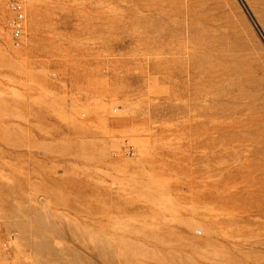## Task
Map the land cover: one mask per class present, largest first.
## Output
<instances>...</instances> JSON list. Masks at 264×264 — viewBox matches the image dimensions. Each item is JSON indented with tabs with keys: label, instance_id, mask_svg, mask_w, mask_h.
<instances>
[{
	"label": "rangeland",
	"instance_id": "1",
	"mask_svg": "<svg viewBox=\"0 0 264 264\" xmlns=\"http://www.w3.org/2000/svg\"><path fill=\"white\" fill-rule=\"evenodd\" d=\"M0 264H264V0H0Z\"/></svg>",
	"mask_w": 264,
	"mask_h": 264
},
{
	"label": "built area",
	"instance_id": "2",
	"mask_svg": "<svg viewBox=\"0 0 264 264\" xmlns=\"http://www.w3.org/2000/svg\"><path fill=\"white\" fill-rule=\"evenodd\" d=\"M12 11L15 15V20L13 22V27H12V39L15 45L19 46L24 32L25 18H24L23 8L21 5L16 4L15 6L12 7Z\"/></svg>",
	"mask_w": 264,
	"mask_h": 264
},
{
	"label": "bare ground",
	"instance_id": "3",
	"mask_svg": "<svg viewBox=\"0 0 264 264\" xmlns=\"http://www.w3.org/2000/svg\"><path fill=\"white\" fill-rule=\"evenodd\" d=\"M23 8V7H22ZM23 13H24V9H23ZM24 18H25V15H24ZM13 40V39H12ZM13 43H14V41H13ZM14 45H15V43H14Z\"/></svg>",
	"mask_w": 264,
	"mask_h": 264
}]
</instances>
